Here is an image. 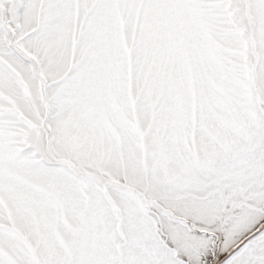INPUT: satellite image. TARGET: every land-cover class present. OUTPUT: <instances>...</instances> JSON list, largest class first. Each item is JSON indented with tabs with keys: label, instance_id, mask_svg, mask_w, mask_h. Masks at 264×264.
Returning <instances> with one entry per match:
<instances>
[{
	"label": "snow or ice",
	"instance_id": "6c2138e0",
	"mask_svg": "<svg viewBox=\"0 0 264 264\" xmlns=\"http://www.w3.org/2000/svg\"><path fill=\"white\" fill-rule=\"evenodd\" d=\"M0 264H264V0H0Z\"/></svg>",
	"mask_w": 264,
	"mask_h": 264
}]
</instances>
